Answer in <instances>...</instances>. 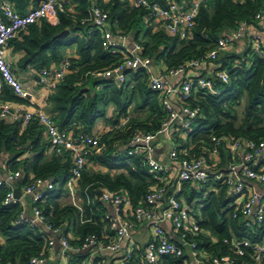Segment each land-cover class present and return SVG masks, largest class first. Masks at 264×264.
Here are the masks:
<instances>
[{"label": "trees", "instance_id": "trees-1", "mask_svg": "<svg viewBox=\"0 0 264 264\" xmlns=\"http://www.w3.org/2000/svg\"><path fill=\"white\" fill-rule=\"evenodd\" d=\"M7 1L15 6L19 14H25L28 0ZM149 1L161 5L168 2ZM173 1L187 7L190 0ZM93 8L107 13V26L112 33L131 38L140 45L142 57L150 59L153 64H161L165 71L178 69L192 61H206V67L227 72V84L220 83L213 73L206 75L212 80L214 88L221 91L219 94L192 90L186 100L190 107L199 108L200 113L186 140L177 138L179 153L187 150L190 154L208 156L211 136L230 140L264 139V58L246 49L243 53H222L217 61L206 60L207 54L215 49L221 37L235 31L242 22L254 24L255 15L264 10V0H243L241 3L211 0L201 4L194 29L185 40L167 34L162 24L147 20L144 9L121 0H62V11L58 12L56 25L40 21L20 32L9 45L12 44L15 51L23 55L18 63L20 68L31 66L41 71L68 60L67 75L46 102V114L59 129L65 130L75 124L76 132L92 134L97 120L106 118L108 107L115 109L116 119L114 116L106 118V125L111 128L117 126V129L101 134L99 145L90 154L89 164L78 180L83 223L79 222L81 213L78 209L60 203L65 195V183L71 174V159L68 154L56 155L52 152L49 143L44 140V128L38 123L32 122L22 129L20 122L0 118V162L5 171H20L21 178L15 182L18 192L33 179H52L53 190L34 206L55 227L74 224L75 239L69 241L71 246H78L90 235L101 243H108V238L113 237L114 232L104 219L105 209L98 197L99 192H122L130 199L132 206L144 205V197L155 181L140 166L137 158L128 157L125 150L118 151L117 147H125L136 131H157L165 118L160 95L149 88V78L144 70L126 71L128 85H133L130 90L119 88L114 82L100 77L99 74L121 64L124 56L115 50L103 48L100 31L95 30L90 22L81 23L90 17ZM65 31L68 35L58 37ZM69 48H75V52L65 56ZM0 102L24 103L6 87L0 94ZM132 106L134 117L131 118L129 112ZM128 117V121L121 125ZM218 158L215 168L210 162L212 169L209 170L215 171V174L224 170L229 159L226 143L219 149ZM90 165H98L103 172L94 171ZM209 186L214 187L215 192L207 193L201 201L199 226L207 234L195 238L197 251L204 254L208 261L213 257L230 256L237 264H257L249 251L243 257H238L223 241L235 236L253 244L264 243V223L260 227L245 229L232 218V209L228 208L232 198L225 180L208 181L201 189L200 198ZM6 192L7 187L0 185V264H29L32 257H46L47 234L40 228L16 222L21 206L4 205ZM142 251H134L132 264H144ZM69 256L72 264H81L86 258L83 253ZM93 264H96V260ZM158 264L191 262L187 256L162 257ZM260 264H264V259Z\"/></svg>", "mask_w": 264, "mask_h": 264}, {"label": "built area", "instance_id": "built-area-1", "mask_svg": "<svg viewBox=\"0 0 264 264\" xmlns=\"http://www.w3.org/2000/svg\"><path fill=\"white\" fill-rule=\"evenodd\" d=\"M130 5L142 8L147 12L146 19L154 23H160L165 32L180 40L189 38L194 29V21L201 4L211 0H190L187 7L180 6L173 0H168L165 5L149 0H121ZM241 3L243 0H234ZM62 11V0H43L37 7H33L26 14L16 12L7 0H0V94L4 87L22 100L29 98L21 83L14 77L5 58V51L9 42L20 32L40 21H46L51 25L58 23V12ZM90 22L95 30L101 33V46L103 48L120 52L124 57L121 64L107 70L100 75L103 79L110 80L117 87L126 88V71L144 70L148 75V86L159 93L160 106L165 113L157 131L134 132L125 143V151L128 157L139 160L140 166L152 176L155 184L146 193L143 206H132L130 199L122 192L101 191L100 200L114 209L116 216L104 215L109 222V229L114 232L108 243H101L94 235L85 237L78 246H71L70 239L62 228L53 226L43 216L40 209L34 206L44 198V195L53 190L52 181L33 179L23 187L17 198L15 196V182L21 178L20 171H5L0 169V185L7 187L3 204L21 206L16 222L29 227H37L47 234L45 238L48 253L51 252L55 242L60 246L62 262L60 264H72L69 254L83 253L85 259L81 264H93L100 254L111 256L113 264H132L134 246H130L121 253V246L128 232L139 224L148 222L154 233L153 240L146 246L141 259L144 264H158L162 257L181 258L185 256L184 249L189 250L194 264H237L230 256L213 257L209 261L197 251L195 238L204 231L199 226V221L194 218L193 212L183 205L175 194H168L167 183H164V174L168 172L167 166L159 163L154 158L155 140L159 136H170L173 130L179 131L185 138L200 113L197 107H190L186 100L192 90L205 91L210 94H219L221 91L214 88V84L206 75H197L194 78L183 79L178 84H172L171 79L186 73L185 70H199L205 67V62L192 61L178 69L160 72L151 75L153 63L150 59L141 56V47L133 42L127 45L128 37L118 33H112L108 28V15L98 8H93L90 17L81 23ZM255 24V25H254ZM254 24L242 22L237 29L228 35L221 37L207 56V61H217L222 53L229 52L236 43L244 40L245 34L250 30V51L264 58L262 49L263 34L256 28H264V10L254 17ZM69 69L68 60H63L57 69L52 71L42 70L39 83L52 90L64 79ZM213 75L222 83H228V75L224 70H213ZM264 80V74H263ZM171 98H175L179 104H173ZM0 118H9L13 122H20L24 129L32 122L38 123L44 128L47 142L56 155L68 154L72 162L70 177L65 183V189L74 198L77 196L78 180L89 164L90 154L98 147L101 134L105 131L117 129L108 127L96 135L75 131L76 125L61 130L57 124L42 109L33 111L25 110L21 105L0 102ZM125 119L121 125L128 121ZM226 143L229 151V159L223 171L215 174L209 169L215 168L219 149ZM169 159L176 163V180L181 183H195L204 186L210 180L224 179L228 194L232 198L228 208L232 209V218L245 229L260 227L264 223V194L254 190L250 184L264 185V139L259 141L211 136L209 143V155H196L183 150L179 153L172 149ZM212 169V168H211ZM4 170V171H3ZM31 200V216H27L24 208V200ZM125 216V218H124ZM127 217L131 219H127ZM167 222L176 235V240H171L162 230L161 223ZM223 243L234 250L236 256L243 257L246 251L251 254L252 260L260 264L264 259V244H253L247 239L232 238ZM121 253V254H120ZM29 264H45V257L35 256Z\"/></svg>", "mask_w": 264, "mask_h": 264}, {"label": "crops", "instance_id": "crops-1", "mask_svg": "<svg viewBox=\"0 0 264 264\" xmlns=\"http://www.w3.org/2000/svg\"><path fill=\"white\" fill-rule=\"evenodd\" d=\"M42 1L39 3L36 2V0H28V3L25 7V14L30 11L33 7H37ZM15 5V4H13ZM14 10H15V6ZM16 11V10H15ZM17 12V11H16ZM257 31L262 32L263 38H262V49L264 50V28L263 27H258L256 28ZM251 32L252 30L249 29V31L245 34L244 40L239 41L234 45V47L229 50L230 52H236V53H243L246 49L250 50V37H251ZM133 43V40L131 38H128L127 45L130 47L131 44ZM75 52V48H69L65 52V56L69 54H73ZM22 54L15 51L14 46L12 44L8 45L5 51V58L10 66V69L14 75V77L21 83L23 86L24 91L29 95V98L26 100H23L24 103H12L13 105H21L25 110L28 111H33L35 109H42L45 111L48 110L47 106V97L54 91L46 86H43L39 83V78H40V72L39 70L34 69L31 66H26L23 68H20L18 63L22 59ZM58 66H51L49 69L45 70H54L57 69ZM151 75H158L160 72L164 71V67L161 64H153V67L151 68ZM214 68H208V67H202L199 70H189L186 73L181 74L178 77H175L171 79L172 84H178L182 82L183 79L186 78H194L197 75H203L202 73H205L204 75H211L212 71ZM134 72V71H133ZM128 77L126 78V88L128 90L133 88V85H128ZM173 104H179L178 101L175 98H171ZM133 109V106H132ZM113 106H109L106 112V118L114 116V120L117 117V114L114 111ZM131 111V110H130ZM130 116L132 117V112H129ZM106 118H100L97 120L94 131L92 135H96L100 133L102 130L108 128L106 125ZM44 140L47 141L46 134L44 135ZM183 139V141L186 140V138L177 130H173L170 136H159L154 144H155V150H154V158L161 164L167 166L168 172L164 174V183H167L168 186V194H175L176 197L179 199V201L185 205L187 208H189L193 212L194 218H196L199 222L201 220V201L204 199L209 192H215V188L212 186H209L206 188V193L203 194V197L200 198L199 201L197 197L201 196V189L205 188L204 186L197 185L195 183H181L179 184L176 180V163L171 161L169 159V153L172 149L177 150L178 144L177 138ZM118 151H124L125 147L124 146H119L117 147ZM224 155V154H223ZM219 160V158H218ZM264 165V160L262 163V166ZM2 162H0V169H2ZM92 166L90 165V168ZM93 170L96 172H103L101 168L98 167V165H94ZM91 168V169H92ZM19 180V179H18ZM52 180V179H51ZM46 181H50L49 179ZM251 187L254 188L255 191L263 193L264 194V185L263 184H250ZM79 188V187H78ZM100 194V192L98 193ZM230 194V193H229ZM99 197V195H98ZM100 198V197H99ZM102 202V201H101ZM24 208L25 212L27 213V216H31V200L30 198H26L24 200ZM60 203L62 205H72L76 209H78L81 213L80 216V223H83V208H82V202L81 199L79 198L78 195V190H77V196L74 198L70 197L68 192L65 189V195L62 197ZM103 207L105 209V214H108L110 217L114 218L116 216L114 209L110 207L109 205L103 203ZM125 218V216H124ZM127 219H131L127 217ZM163 230V232L171 239V240H176V235L172 230V227L170 226L169 223L164 222L161 223L160 226ZM40 228V227H39ZM62 230L64 233L67 235V237L70 240L75 239V227L73 225H68L65 226L64 224L62 225ZM204 234H207L204 232ZM154 238V233L151 228V224L148 222H143L139 224L135 229L131 230L128 232L127 237L124 239L122 242L121 246V253L127 250L130 246H134L135 253L139 252L141 250L142 254L146 248V246L153 240ZM236 238L235 236L230 237ZM264 244V243H260ZM120 253V254H121ZM185 256L188 257L190 260L191 264H194V262L191 259V254L189 250L186 248L184 249ZM201 254V253H200ZM70 255V254H69ZM201 256L205 259L207 257L204 254H201ZM96 264H113L111 261V256L108 254H100L98 257L95 258ZM62 262L61 259V254H60V246L57 242H55L51 252H49L46 257H45V264H60Z\"/></svg>", "mask_w": 264, "mask_h": 264}, {"label": "water", "instance_id": "water-1", "mask_svg": "<svg viewBox=\"0 0 264 264\" xmlns=\"http://www.w3.org/2000/svg\"><path fill=\"white\" fill-rule=\"evenodd\" d=\"M40 1H43V0H36L37 3H39ZM66 35H68V32H67V31L60 33V34L58 35V37H63V36H66ZM49 180L52 181L51 178H49ZM14 193H15V196H16L17 198L20 196V194H19V192H18L17 190H15ZM98 195L100 196V194H98Z\"/></svg>", "mask_w": 264, "mask_h": 264}, {"label": "rangeland", "instance_id": "rangeland-1", "mask_svg": "<svg viewBox=\"0 0 264 264\" xmlns=\"http://www.w3.org/2000/svg\"><path fill=\"white\" fill-rule=\"evenodd\" d=\"M130 110H131L130 112H132V110H133L132 107L130 108ZM240 112H241V109H239V113H240ZM130 117H131V116H130ZM133 117H134V116H133ZM131 118H132V117H131ZM197 198H198V199H196V200L199 201V200H200V197H197Z\"/></svg>", "mask_w": 264, "mask_h": 264}]
</instances>
